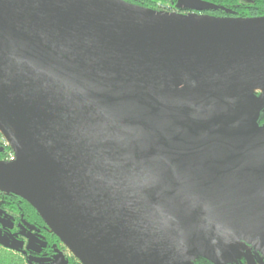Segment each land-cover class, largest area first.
<instances>
[{
  "label": "water",
  "instance_id": "95a60500",
  "mask_svg": "<svg viewBox=\"0 0 264 264\" xmlns=\"http://www.w3.org/2000/svg\"><path fill=\"white\" fill-rule=\"evenodd\" d=\"M211 6L0 0V191L81 264H264V15Z\"/></svg>",
  "mask_w": 264,
  "mask_h": 264
},
{
  "label": "trees",
  "instance_id": "16d2710c",
  "mask_svg": "<svg viewBox=\"0 0 264 264\" xmlns=\"http://www.w3.org/2000/svg\"><path fill=\"white\" fill-rule=\"evenodd\" d=\"M145 8L157 9V4L166 2L170 4V7L174 10H180L185 12L192 11V8H177L176 0H124ZM204 2L210 3L211 7L204 8L201 13L212 14L217 16H260L264 15V0H202ZM264 121V113L261 114L260 120ZM10 151L8 144H5L3 151L0 156L4 157L7 152ZM0 193H3L0 191ZM3 207L8 209L11 215L20 216L22 214V220L25 221L27 226L32 227L35 230L43 233L44 241L41 243L39 253L43 249L53 251L57 250L61 241L57 236L52 233L44 224L37 212L21 197L7 193L6 198L3 200ZM7 210V211H8ZM8 211V212H9ZM255 259L264 263V255L253 249ZM1 256V255H0ZM8 257V258H7ZM13 256L8 254V256L0 257V264H14L15 261L10 260ZM61 264H81L72 254L66 257ZM196 264H211L208 261L201 260Z\"/></svg>",
  "mask_w": 264,
  "mask_h": 264
},
{
  "label": "flooded vegetation",
  "instance_id": "af4514ba",
  "mask_svg": "<svg viewBox=\"0 0 264 264\" xmlns=\"http://www.w3.org/2000/svg\"><path fill=\"white\" fill-rule=\"evenodd\" d=\"M260 123H262L260 121ZM1 133H0V140H1ZM7 144V142H1L0 141V153L3 151L4 145ZM0 160L6 161L4 157L0 156ZM3 195L1 196L2 199L6 198L7 193L3 192ZM5 207H1L0 204V235L4 237L5 239L9 240V244L15 246L17 251H21L17 248L16 243L22 242L23 236H30V233L33 232V234L37 237L38 241L36 242L33 247H30L31 250L28 251L30 255H26V252L22 251L24 255H26L25 264H45V263H36V259H42L46 260V264H61L63 260L68 257L69 255L64 252V245L61 243L59 244V247H57V250L49 251L46 249H43L41 253H39L40 245L44 241V235L43 233L39 232L38 230L33 229L30 226H27L25 221L22 220V214L20 216H14L11 215L10 211H7ZM38 261V260H37ZM49 262V263H48Z\"/></svg>",
  "mask_w": 264,
  "mask_h": 264
},
{
  "label": "rangeland",
  "instance_id": "374dc122",
  "mask_svg": "<svg viewBox=\"0 0 264 264\" xmlns=\"http://www.w3.org/2000/svg\"><path fill=\"white\" fill-rule=\"evenodd\" d=\"M157 9L158 10H163V11H176L173 8L170 7V4H168L166 2L158 3L157 4ZM0 141L2 143L3 142H7L3 135H1V140ZM10 151H11V149H10ZM10 151H8L7 154L4 156L5 160H6L7 155H8V153ZM2 195L3 194L0 193V204H1V207L4 206L3 203H2L3 202V199L1 197ZM22 239H23L22 242L16 243L17 248L20 249L21 251L14 250L12 248H7V247H5V246L0 244V255L5 257V256H8V254H11L13 257L10 260L15 261L14 264H25V261H23V259H25V258H23V257H25L26 255H30L27 252L31 250L30 247H33V245L36 244L38 239L33 234V232L30 233L29 237L28 236H23ZM64 247H65L64 248V252L67 253L68 255H71L72 254L71 251L66 246H64ZM250 250H251L252 254L254 255L253 250L251 248H250ZM22 251L26 252V255H24L22 253ZM200 261H201V259L199 257H195V263H198ZM35 262L36 263H45V264L47 263L46 260H42V259H36ZM232 264H245V262L242 259H240L238 261L233 262Z\"/></svg>",
  "mask_w": 264,
  "mask_h": 264
},
{
  "label": "built area",
  "instance_id": "2783aa9c",
  "mask_svg": "<svg viewBox=\"0 0 264 264\" xmlns=\"http://www.w3.org/2000/svg\"><path fill=\"white\" fill-rule=\"evenodd\" d=\"M14 159V154L12 151H10L7 155L6 161H11Z\"/></svg>",
  "mask_w": 264,
  "mask_h": 264
},
{
  "label": "bare ground",
  "instance_id": "6f19581e",
  "mask_svg": "<svg viewBox=\"0 0 264 264\" xmlns=\"http://www.w3.org/2000/svg\"><path fill=\"white\" fill-rule=\"evenodd\" d=\"M244 250H247L246 248Z\"/></svg>",
  "mask_w": 264,
  "mask_h": 264
}]
</instances>
